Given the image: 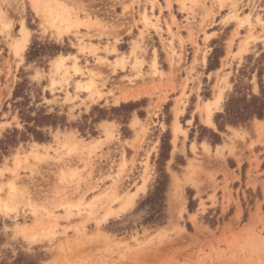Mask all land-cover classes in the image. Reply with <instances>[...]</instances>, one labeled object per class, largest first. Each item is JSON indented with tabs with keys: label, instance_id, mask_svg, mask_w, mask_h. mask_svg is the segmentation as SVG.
<instances>
[{
	"label": "rangeland",
	"instance_id": "obj_1",
	"mask_svg": "<svg viewBox=\"0 0 264 264\" xmlns=\"http://www.w3.org/2000/svg\"><path fill=\"white\" fill-rule=\"evenodd\" d=\"M63 3L77 27L48 23L52 0H0V140L18 141L0 151V262L264 264V116L215 124L240 82L264 88V0ZM59 55L76 59L57 69ZM22 81L29 106L64 119L37 128L43 142L12 107Z\"/></svg>",
	"mask_w": 264,
	"mask_h": 264
},
{
	"label": "trees",
	"instance_id": "obj_2",
	"mask_svg": "<svg viewBox=\"0 0 264 264\" xmlns=\"http://www.w3.org/2000/svg\"><path fill=\"white\" fill-rule=\"evenodd\" d=\"M28 54L31 57H36L37 50ZM56 50V48H55ZM53 53V52H51ZM26 81H22L16 85V88L12 96V107L18 109V114L22 122L26 123V130L34 135V140L37 142H43L47 140V137L37 128L52 127L55 128L60 122V125L64 124V119L57 118L56 116H46L40 113L33 106H29L28 96L25 95ZM247 88L240 82L235 86L234 91L228 96L225 104L224 111L215 117V124L219 131H223L224 125L230 126H247L250 121L254 118L262 119L264 116V88L260 86L258 95H254L247 92ZM131 104L127 105L126 108H130ZM123 108V107H122ZM34 113L32 117L31 114ZM221 121V122H220ZM30 123H33L32 127H28ZM17 131H13L12 134H16ZM24 135L22 136V138ZM24 141V140H23ZM18 143L17 140L10 139L8 135L4 136V139L0 140V151H6V147L14 146ZM162 157V155H161ZM159 177L156 181L152 193L149 194L150 201H161L163 194L165 193L168 178L162 171L159 172ZM22 261V263H21ZM0 264H31L28 261L16 259L12 263L5 261Z\"/></svg>",
	"mask_w": 264,
	"mask_h": 264
},
{
	"label": "bare ground",
	"instance_id": "obj_3",
	"mask_svg": "<svg viewBox=\"0 0 264 264\" xmlns=\"http://www.w3.org/2000/svg\"><path fill=\"white\" fill-rule=\"evenodd\" d=\"M53 2H54V6H52V7H49V6H46L47 8L46 9H44V17L47 19V21H48V23H50L52 26H55V27H57V30H63L64 28L66 29V30H69V28H72V27H77L78 25H79V23L77 22V21H75V20H73L72 18H71V15H70V11H69V9H68V7L67 6H65V4L63 3V1H61V0H52ZM41 4V3H40ZM1 11V10H0ZM2 12V11H1ZM141 19H142V22L144 23V24H146L147 22H148V18L146 17V15H145V12L144 11H142V13H141ZM28 38H29V32H28V30L25 28V26H24V24L23 23H21V28H20V30H19V37H17V38H14V40L12 41V43L10 44V50L12 51V54H13V56H15V57H19L21 60H22V53L24 52V50H25V48H26V45H27V43H28ZM240 51H242V49L240 50ZM73 58V59H76L75 58V55L74 56H61V55H59L58 57H56L55 58V65H56V68L57 69H61V68H64L66 65V63L68 62V60H69V58ZM72 61V60H71ZM72 63H74V61L72 62ZM154 67V66H153ZM72 68V67H71ZM73 70H74V66H73ZM76 70V69H75ZM74 70V71H75ZM78 70V69H77ZM78 72H80V71H78ZM92 83V82H91ZM92 85V87H94L95 85H94V83L93 84H91ZM90 84H89V86H91ZM95 87H97V86H95ZM94 87V88H95ZM88 91V90H87ZM94 91H95V89H94ZM93 91V94L95 93ZM98 92V91H97ZM126 98V97H125ZM217 99H215V97H214V100H216L214 103H218V102H220L221 101V98H222V94H221V92H219L218 93V95H217V97H216ZM213 103V104H214ZM207 104V103H206ZM213 104H211V105H213ZM203 112H205V117H204V120L203 121H205V123L208 125V126H210V127H212V128H214V124H213V122H212V120H211V117H212V113H211V111H210V109L208 108V107H206V109H205V111L203 110ZM138 122H139V120L136 118L135 119V121L133 122V125H136V124H138ZM107 124V123H106ZM180 126V125H179ZM174 127V126H173ZM105 128V127H104ZM103 128V129H104ZM177 128H178V126H177ZM176 129V128H175ZM174 129V130H175ZM176 130H178V129H176ZM105 131V136L106 137H108V138H110L111 137V133H110V131H109V129H105L104 130ZM174 132V131H173ZM70 140V139H69ZM74 142V141H73ZM68 144L70 145V147H72V148H74V149H76L78 146H77V144H72L71 142H68ZM94 145V144H93ZM35 146H39L38 144H36L35 143ZM80 147V146H79ZM38 148V147H37ZM92 148H94V147H92ZM91 148V146H90V148H87V149H89V150H91L92 149ZM93 151V150H92ZM90 152V151H89ZM91 153V152H90ZM31 157L33 158V159H37L38 161L42 158H40V156H39V154L35 151L34 153H32V155H31ZM10 187V186H9ZM143 187H144V185H143ZM13 190H14V187H13ZM180 191V190H179ZM12 192V191H11ZM180 193V192H179ZM178 193V194H179ZM11 194V193H10ZM178 197V196H177ZM15 199V195H12L11 196V198L9 199L10 200V202H13V200ZM133 202V200H130L129 201V203L128 202H121L122 203V205H121V209L119 210L120 212H125V211H127V209H128V206H131V203ZM92 205L93 204H87L86 206L89 208V210H90V208L92 207ZM3 206V205H2ZM77 207L79 206V205H76ZM5 209H10V207H11V205L9 204V202H8V200H6L5 201V203H4V206H3ZM70 207V206H69ZM109 207V206H108ZM107 207V208H108ZM111 207V206H110ZM110 209L111 208H108L107 209V211H106V216L104 217V220L106 221V219L108 218V216L111 214V212H110ZM106 210V209H105ZM105 210H104V212H105ZM116 212V211H115ZM89 215H91V214H93V212H92V210H90V213H88ZM110 217V216H109ZM104 220H102V221H104ZM101 221V222H102ZM99 224V223H98ZM99 235V234H98ZM97 235V236H98ZM105 236V235H104ZM106 238V237H105ZM94 240V239H93ZM92 240V241H93Z\"/></svg>",
	"mask_w": 264,
	"mask_h": 264
},
{
	"label": "crops",
	"instance_id": "obj_4",
	"mask_svg": "<svg viewBox=\"0 0 264 264\" xmlns=\"http://www.w3.org/2000/svg\"><path fill=\"white\" fill-rule=\"evenodd\" d=\"M257 122V121H256Z\"/></svg>",
	"mask_w": 264,
	"mask_h": 264
}]
</instances>
